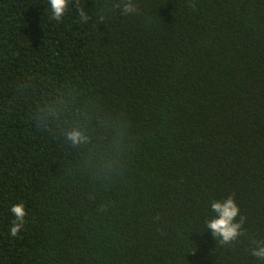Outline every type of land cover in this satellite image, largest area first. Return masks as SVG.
<instances>
[{
    "label": "trees",
    "instance_id": "obj_1",
    "mask_svg": "<svg viewBox=\"0 0 264 264\" xmlns=\"http://www.w3.org/2000/svg\"><path fill=\"white\" fill-rule=\"evenodd\" d=\"M123 2L0 0V264H264V0Z\"/></svg>",
    "mask_w": 264,
    "mask_h": 264
},
{
    "label": "clouds",
    "instance_id": "obj_2",
    "mask_svg": "<svg viewBox=\"0 0 264 264\" xmlns=\"http://www.w3.org/2000/svg\"><path fill=\"white\" fill-rule=\"evenodd\" d=\"M50 5L54 18L60 20L69 6V0H50ZM116 6L121 8L124 14L135 13L137 11V6L133 0H125V2ZM80 17L83 20L88 19L83 9L80 10ZM67 139L73 144H78L85 137L77 129L69 132ZM211 209L216 215L207 220L206 225L207 229L211 230L213 237H218L224 245L236 241L244 232L242 225L244 224L245 217L240 215V208L234 197L229 195L226 199L213 200L211 202ZM11 212L15 215V220L12 222L11 235L16 236L24 226L26 212L23 202L13 204ZM238 215H240L239 220L236 219ZM253 244L255 246L251 250L252 255L260 260H264V240H254Z\"/></svg>",
    "mask_w": 264,
    "mask_h": 264
}]
</instances>
